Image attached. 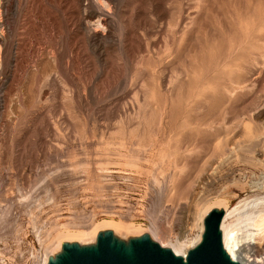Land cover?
Segmentation results:
<instances>
[{
    "label": "rangeland",
    "instance_id": "1",
    "mask_svg": "<svg viewBox=\"0 0 264 264\" xmlns=\"http://www.w3.org/2000/svg\"><path fill=\"white\" fill-rule=\"evenodd\" d=\"M218 200L264 209V0H0V264Z\"/></svg>",
    "mask_w": 264,
    "mask_h": 264
},
{
    "label": "water",
    "instance_id": "2",
    "mask_svg": "<svg viewBox=\"0 0 264 264\" xmlns=\"http://www.w3.org/2000/svg\"><path fill=\"white\" fill-rule=\"evenodd\" d=\"M223 217L221 208H213L204 216L200 240L185 257L160 246L148 234L121 239L106 230L98 233L91 244H61L46 264H239L223 247Z\"/></svg>",
    "mask_w": 264,
    "mask_h": 264
},
{
    "label": "bare ground",
    "instance_id": "3",
    "mask_svg": "<svg viewBox=\"0 0 264 264\" xmlns=\"http://www.w3.org/2000/svg\"><path fill=\"white\" fill-rule=\"evenodd\" d=\"M262 206L264 207V204ZM213 208H221L224 210L220 231L222 235V244L228 255L239 264H264V257L258 258L256 254L252 255L253 257L251 256V258L250 255H248L249 251H251L249 249L250 241H253L256 236H264V209H259L255 217H250L246 214L238 215V209L236 207L231 208V206L222 201H212L201 208L197 222L202 223L204 216ZM242 210L240 209V212H242ZM244 210H246V208H244ZM106 230L111 231L115 236L121 239L148 234L150 238L159 243L160 246L170 248L174 254L185 257L187 252L199 242L202 226H199V233L194 240L183 241L173 246L170 243H162L160 240L161 238L159 239V233L150 228L141 229L131 223L103 220L93 224L84 231H64L56 234L44 246L39 264H46L48 258L58 252L61 244L65 242H75L83 245L91 244L94 242L98 233ZM252 244H254V242Z\"/></svg>",
    "mask_w": 264,
    "mask_h": 264
}]
</instances>
